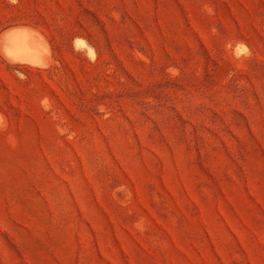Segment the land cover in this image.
I'll use <instances>...</instances> for the list:
<instances>
[{
	"label": "rangeland",
	"instance_id": "rangeland-1",
	"mask_svg": "<svg viewBox=\"0 0 264 264\" xmlns=\"http://www.w3.org/2000/svg\"><path fill=\"white\" fill-rule=\"evenodd\" d=\"M0 264H264V0H0Z\"/></svg>",
	"mask_w": 264,
	"mask_h": 264
},
{
	"label": "bare ground",
	"instance_id": "bare-ground-1",
	"mask_svg": "<svg viewBox=\"0 0 264 264\" xmlns=\"http://www.w3.org/2000/svg\"><path fill=\"white\" fill-rule=\"evenodd\" d=\"M4 47H5V46H4ZM30 53H31V52H30ZM30 53H29V54H30ZM20 61H21V62H27V63L35 64V65L37 64V62H35V61H33V60H30V59H21ZM38 66H39V65H38Z\"/></svg>",
	"mask_w": 264,
	"mask_h": 264
}]
</instances>
